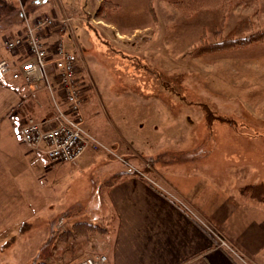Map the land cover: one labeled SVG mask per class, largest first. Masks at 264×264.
I'll use <instances>...</instances> for the list:
<instances>
[{
    "label": "crops",
    "instance_id": "crops-1",
    "mask_svg": "<svg viewBox=\"0 0 264 264\" xmlns=\"http://www.w3.org/2000/svg\"><path fill=\"white\" fill-rule=\"evenodd\" d=\"M6 1L12 2L15 7L13 14L18 15V19L0 26V59L11 61L23 52L22 49L7 50L2 43V38L6 36L2 31L12 32L13 36L23 30V11H26L24 13L29 20L34 19L38 15L36 12L40 14V11L54 17H71L68 26L56 24L42 35L51 48L60 38L66 44L68 33L76 41L72 28L75 17L68 12L64 0ZM99 1L104 0H96ZM236 1L238 26L241 20L246 25V30L237 36H246L263 29L264 0ZM229 17H225L223 29H233ZM98 20L102 21L100 17ZM234 50L239 63L245 64L244 69L248 76L251 74L252 79L249 85L252 91L246 89L249 86H240L236 94L235 100L240 102L241 113L245 116L238 120L239 129H243L238 135L264 141V39L237 46ZM52 68L49 67L50 70ZM47 95L43 89L31 91L21 81L0 75L2 223L36 222L38 215L44 216L39 212V209L44 208L65 209V214L76 212V216L79 214L82 217L88 215L92 218L85 217L82 220L86 219L89 223L106 219L110 231L108 249L106 253L88 255L103 253L107 256L108 264H264V195L262 199H256L244 194L242 187L247 184L244 176L249 173L248 167L231 163L229 153H214L225 149V140L218 137V130L214 131V122L206 126V129H210V132L205 133L211 147L205 153L201 168L192 169L190 155V170H163L164 175L158 176L159 180L157 177L150 179L146 177L148 169L142 171L146 172V176L142 177L125 171L109 152L103 153L108 146L107 149L89 147L71 162H55L44 151L25 144L21 139L20 128L26 115H32L39 121L48 120L53 115ZM55 96L58 103L63 104L60 94L55 93ZM231 99L226 101L231 104ZM82 102L83 110L87 111V114L84 113L85 127L90 130L91 116L96 113L98 103L93 102L87 89ZM242 105L245 106L244 110ZM158 108L141 104L138 108L130 109L141 113L139 130L126 128L131 141L123 142L112 122L108 121L111 126L110 137L106 140L108 145L121 143L131 151L133 144L143 152L146 146L152 152L163 150L164 146L161 145H165L166 141L163 139L159 142L157 137L162 130L165 133L167 128L163 129L164 120L159 115L162 108L160 111ZM101 124L106 125L105 121H101ZM182 125L186 129L185 140L182 141L192 145L195 128L187 123ZM173 127L172 124L168 128L171 130ZM10 128L12 130L8 131ZM261 182L264 184L262 179L251 183ZM161 183L168 191L162 189ZM199 186H206V190L199 192L202 191L198 189ZM220 236L233 243L242 259L219 246Z\"/></svg>",
    "mask_w": 264,
    "mask_h": 264
},
{
    "label": "rangeland",
    "instance_id": "rangeland-1",
    "mask_svg": "<svg viewBox=\"0 0 264 264\" xmlns=\"http://www.w3.org/2000/svg\"><path fill=\"white\" fill-rule=\"evenodd\" d=\"M64 2L75 17L72 28L76 40L68 33L65 45L74 56L75 69L85 88L82 98L87 89L93 102L98 103L88 126L89 132L109 147L103 153L109 152L125 171L142 177L146 176L142 171L148 169L146 177L159 180L163 170L190 168V155L192 169L204 165L205 153L211 147L205 133L210 129L206 126L214 122V131L218 130V137L225 140V149L214 153H229L231 163L248 167L243 189L248 191L247 185L252 181H264V141L238 135L243 132L238 120L245 116L235 98L240 86L251 85V74L248 76L245 64L239 63L235 47L223 51L218 46L209 50L200 48L236 39L238 33L246 30L242 20L238 26L236 0L223 4L221 0ZM13 15L12 12L8 17L2 16L0 26L18 19V15ZM227 15L232 30L223 29ZM2 32L4 37L14 34ZM246 89L252 91V86ZM228 98H232L231 104L226 101ZM141 104L158 106L159 111L162 108L159 115L164 120L163 129L167 130L166 135L162 130L157 139L166 141L161 145L163 150L152 152L146 146L143 152L133 144L131 151L121 143L108 145L106 140L111 131L108 121L123 142L131 141L126 128L138 131L141 113L130 109ZM101 121L106 125L102 126ZM219 122L224 124L218 125ZM184 123L195 128L192 145L182 141L186 136ZM172 124L174 127L169 130ZM39 149L44 150V145L40 144ZM198 189L203 192L206 186ZM64 210L39 209L44 216L38 215L32 223H2L0 218V264H68L90 253H106L110 241L107 220L89 223L82 219L90 216L65 214ZM223 240L229 242L227 238ZM230 245L236 248L233 243Z\"/></svg>",
    "mask_w": 264,
    "mask_h": 264
},
{
    "label": "built area",
    "instance_id": "built-area-1",
    "mask_svg": "<svg viewBox=\"0 0 264 264\" xmlns=\"http://www.w3.org/2000/svg\"><path fill=\"white\" fill-rule=\"evenodd\" d=\"M21 15L24 20L23 30L4 37L2 43L7 50L22 49L23 52L11 61L1 58L0 75L21 81L31 91L43 89L53 107V115L48 120L39 121L33 117L26 119L20 128L22 141L36 150H41L39 145L43 144L42 151L55 162L74 161L89 147L107 149L85 127L82 104V90L85 88L75 69L73 54L66 48L63 39H57L51 48L42 35L56 24L68 26L71 17L39 14L29 20L24 11ZM51 66L53 68L50 70ZM55 93L60 94L63 104L58 103ZM223 239V236L218 238L219 246L242 259L236 248ZM71 264H108V260L105 254L97 253L86 255Z\"/></svg>",
    "mask_w": 264,
    "mask_h": 264
},
{
    "label": "trees",
    "instance_id": "trees-1",
    "mask_svg": "<svg viewBox=\"0 0 264 264\" xmlns=\"http://www.w3.org/2000/svg\"><path fill=\"white\" fill-rule=\"evenodd\" d=\"M227 2V0H221V4ZM15 7L13 6L12 2H7L6 0L0 1V18H2V16H7L10 15L12 12H14ZM264 39V29L256 31L252 34L246 35V36H242V37H238L236 39H227V40H222L219 43L216 44H209V45H204L202 47H200L201 49H213L216 48L217 46L220 48L221 51L223 50H228L232 47H237V46H243V45H247L249 43L255 42V41H259ZM248 187V191H246V189H243L244 187H242V192L244 194H247L251 197H254L256 199H262L263 195H264V184H250L247 185ZM245 187V188H247Z\"/></svg>",
    "mask_w": 264,
    "mask_h": 264
}]
</instances>
